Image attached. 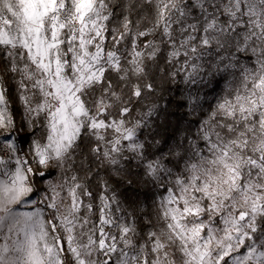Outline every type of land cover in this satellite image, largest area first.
Masks as SVG:
<instances>
[{
	"label": "snow or ice",
	"instance_id": "1",
	"mask_svg": "<svg viewBox=\"0 0 264 264\" xmlns=\"http://www.w3.org/2000/svg\"><path fill=\"white\" fill-rule=\"evenodd\" d=\"M0 264H264V0H0Z\"/></svg>",
	"mask_w": 264,
	"mask_h": 264
},
{
	"label": "trees",
	"instance_id": "2",
	"mask_svg": "<svg viewBox=\"0 0 264 264\" xmlns=\"http://www.w3.org/2000/svg\"><path fill=\"white\" fill-rule=\"evenodd\" d=\"M155 83L157 84V87H158V90L160 88H167L168 85H164L161 83V81L159 79H157L155 81ZM175 86H172V88L174 89ZM171 94L172 97H179V93L176 92L175 90H172L171 93H169L168 91H165L163 93V100H160L159 103L161 104V106H165L167 104V101L169 99V95ZM167 107L169 108V110L173 113H175V115H172L171 117H169V119L172 121L173 124H175L177 118L183 113V111H185L184 109H180V110H177L175 104H167ZM143 110H146V109H143ZM162 119L161 118V122H162ZM154 129H145L144 132L145 134H149V139H151V135L150 133L153 131ZM133 172L136 171L135 167H133L132 169ZM102 175L104 173H101ZM115 179V178H114ZM117 190L119 192H122L124 193L125 195L129 196V197H132V198H138L140 199L141 201H144L145 200V194L147 192V190L144 188V186L142 184H135L133 187L136 189L135 192H133V190L131 188H128L126 184L124 185H115ZM150 200H148L146 203L150 204Z\"/></svg>",
	"mask_w": 264,
	"mask_h": 264
},
{
	"label": "rangeland",
	"instance_id": "3",
	"mask_svg": "<svg viewBox=\"0 0 264 264\" xmlns=\"http://www.w3.org/2000/svg\"><path fill=\"white\" fill-rule=\"evenodd\" d=\"M151 203V202H150Z\"/></svg>",
	"mask_w": 264,
	"mask_h": 264
}]
</instances>
